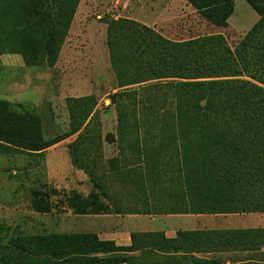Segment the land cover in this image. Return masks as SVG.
I'll list each match as a JSON object with an SVG mask.
<instances>
[{
	"label": "trees",
	"instance_id": "obj_1",
	"mask_svg": "<svg viewBox=\"0 0 264 264\" xmlns=\"http://www.w3.org/2000/svg\"><path fill=\"white\" fill-rule=\"evenodd\" d=\"M186 1L209 24L222 27L236 0ZM78 2L0 0V54L20 53L26 65L52 66ZM246 2L259 18L233 50L220 34L172 40L133 19L103 20L110 64L118 88L123 87L111 94L120 142L130 137L121 133L130 113L125 100L136 98L137 93L124 87L154 80L149 86L157 88L136 101L139 118L137 113L130 116L142 133L139 150L149 179L159 178L154 171L159 157L178 158L180 190L159 194L158 199L187 200L190 209L199 211L264 212V0ZM243 73L256 82L234 78ZM95 103L92 94L67 98L70 132L81 128ZM87 130L85 125L83 131ZM113 138L105 136L109 142ZM59 140H44L37 115L15 110L0 99L4 150L16 147L37 152ZM94 160L71 157L72 164L95 182ZM56 193V189L32 188L30 207L50 212L64 203L75 212L107 211L94 205L98 191L83 196L72 190L52 201ZM159 235L163 236L133 232L130 245L118 246L90 232L18 234L0 241V264H127L128 256L122 254L135 250L136 241Z\"/></svg>",
	"mask_w": 264,
	"mask_h": 264
},
{
	"label": "rangeland",
	"instance_id": "obj_2",
	"mask_svg": "<svg viewBox=\"0 0 264 264\" xmlns=\"http://www.w3.org/2000/svg\"><path fill=\"white\" fill-rule=\"evenodd\" d=\"M88 1L85 0V4L79 9L77 5L76 14L74 13L68 33L52 66L26 65L20 53L0 54V99L8 101L15 110L37 115L42 125L44 140L57 141L61 138L59 141L64 140L68 143L67 151L64 146H60L54 152L48 153L47 163L51 167V182L47 183V178L43 175L45 171L43 155L25 148L10 147L4 150L2 147L4 143L0 141L2 242L18 234L55 231L56 226H43V221H49L45 216L43 219L30 209L32 187L52 191L56 189L57 198L56 195H52V201L62 199L66 193L77 189L84 192L104 191L107 195L111 193L114 198L123 194L130 196L139 193L146 199L154 195L157 198L159 194L167 196L166 193L169 191L180 189L181 179L176 172L179 165L176 156L172 159L159 157L154 167L158 179L151 180L146 175L147 164L141 159L139 150L141 146L139 135L142 133L139 134L134 128L136 120L130 116L131 113L135 115L137 113L139 118L136 101L157 91V88L149 86L150 83H155L154 80L124 87L126 90L135 89L137 93L136 98L125 100L130 113L121 133L126 138L127 135L130 137L121 142L118 139L120 132L115 107L111 103V94L123 87L118 88L110 64L105 41L106 23L103 20L107 17L117 18L115 16L121 12L122 4L121 0H109L107 10L101 12L103 15L96 19L95 13H92L88 6ZM85 9H88L86 13ZM258 18L259 15L246 0H236L234 11L226 26L209 24L197 12H193L175 20L167 28L168 32L162 35L172 40H182L220 34L233 50ZM234 78L255 81L244 73ZM91 94L96 100L94 110L77 132H70L71 120L67 98ZM134 102L136 104H133ZM85 125L88 127L87 132L83 131ZM107 134H112L114 140L107 141L105 139ZM72 155L83 157L87 161L94 157L96 167L103 171V174L95 176L98 186L91 185L94 181L89 180L83 169L78 170L72 165ZM110 167L115 169L122 167V170H114L112 173L109 172L110 174L104 172ZM84 175L87 176V182H83ZM79 179L82 180L76 185L74 181H80ZM64 221H69V218L65 217ZM62 228L72 230L68 225Z\"/></svg>",
	"mask_w": 264,
	"mask_h": 264
},
{
	"label": "crops",
	"instance_id": "obj_3",
	"mask_svg": "<svg viewBox=\"0 0 264 264\" xmlns=\"http://www.w3.org/2000/svg\"><path fill=\"white\" fill-rule=\"evenodd\" d=\"M88 2L91 12L99 19L103 15L101 12L107 10L109 0ZM83 4L85 0H79L78 9ZM121 4V12L115 17L136 20L161 34L168 32L167 28L178 18L196 12L186 0H121ZM86 10L88 9H85V13ZM67 144L61 140L35 152L45 158L43 175L47 178V183L51 182L48 153L60 146H64L67 151ZM120 169L110 167L104 172L112 173ZM95 171L97 175L103 174L99 167ZM79 180L74 181L76 185L82 179ZM87 181V176L84 175L83 182ZM91 185H96V182ZM76 191L83 196L91 192H84L82 189ZM98 193L94 205L107 208L106 212H75L66 204H58L50 212H39L29 207L32 212L49 220L43 221V226H56L53 232H90L99 239L113 241L118 246L130 245L133 232L162 233L163 236L142 237L136 241L135 250L123 253L128 256L127 264H264V231H257L264 230V212L199 211L190 209L187 200L179 201L168 197L162 200L155 195L146 199L139 193L114 198L111 193ZM54 195L57 198V194ZM50 199L52 200V196ZM65 217L69 221H64ZM64 225L72 230L63 229Z\"/></svg>",
	"mask_w": 264,
	"mask_h": 264
}]
</instances>
